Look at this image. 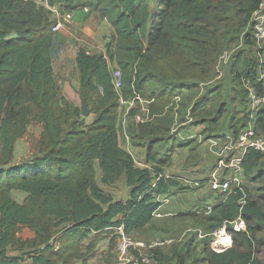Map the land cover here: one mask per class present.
<instances>
[{"label": "trees", "instance_id": "1", "mask_svg": "<svg viewBox=\"0 0 264 264\" xmlns=\"http://www.w3.org/2000/svg\"><path fill=\"white\" fill-rule=\"evenodd\" d=\"M45 1L49 7L38 0H0V264H23V255L31 251L32 264H70L81 257L92 235L96 242L121 224L130 235L144 232L160 206L157 198L170 195L179 183L160 177L164 172L154 152L148 160L155 165L141 168L122 147L121 96L154 99L151 115L163 113L178 95L175 87L194 92L218 72L225 51L245 30L246 44L257 48L252 20L262 3L158 0L151 15L147 0ZM54 7L67 13L88 8L115 29L106 56L85 50L78 55L81 104L62 95L53 67L60 49L58 33L53 31L58 23ZM259 62V53L253 61L246 50L233 61L231 89L244 94L236 97L244 105L241 116H233L229 125L234 138L251 120L243 79L258 73ZM111 63L118 67L111 68ZM113 69L123 74L120 91L113 82ZM256 86L264 96V82ZM206 102L204 97L196 103L193 114L204 111L199 123L207 117L215 134L223 126L224 104L216 109L218 103L210 100L214 107L201 109ZM83 103L94 116L92 123L83 116ZM255 120L257 133L264 135V107ZM33 122L43 128L40 149L32 160L13 165L16 143ZM262 164L264 153L246 151V176L264 180ZM97 165L105 186L125 178L130 198L115 200L105 191L98 183ZM242 188H235L225 203L207 215L194 216L206 235L202 253L207 264H264L259 256L264 242L258 237L264 233L263 197H256L245 185ZM15 192L26 194L24 202L14 199ZM237 219L246 223V230L234 229ZM225 224L233 245L217 252L211 246L212 234ZM22 228L33 236L20 237ZM10 249L20 250L22 256H10ZM175 264H185V258Z\"/></svg>", "mask_w": 264, "mask_h": 264}, {"label": "crops", "instance_id": "2", "mask_svg": "<svg viewBox=\"0 0 264 264\" xmlns=\"http://www.w3.org/2000/svg\"><path fill=\"white\" fill-rule=\"evenodd\" d=\"M39 1L49 7L45 0ZM52 10L53 17L57 19V22L64 24L58 32L60 49L53 61V67L61 86V93L66 99L81 104L82 101L79 93L80 70L77 64L78 55L82 50H85L92 54L106 56L107 46L113 41L115 29L100 13L91 12L89 9L86 10V8L72 13L63 12L58 7H54ZM116 67H118L116 63H111V68ZM203 90L197 94V97L192 103L188 99L182 102L181 95H174L161 114L151 115L150 108L156 100L152 103L137 101L134 105L129 104L125 106L120 112L119 127L121 145L132 154L137 166L143 164L146 167L152 168L155 164L149 162L148 157L149 153L154 152L160 164H166L168 161L171 163L172 161L175 164L172 168H177L172 170V172H165L164 175L172 176L171 179L178 181L180 176H183V173L186 172L187 175L185 176L192 179L186 180H196L201 183L193 189H190L184 184V190H179V185L178 188L172 190L170 195L161 196H167L169 203L161 208V217L154 216L153 222L167 219V223H171L172 221H176V217L184 215L187 221L191 223L190 225L193 226V228L187 229L181 238L178 241L176 240V243L179 241L183 242L186 237L189 240L192 234L204 233L201 226L197 224L194 216H205L209 213V208L213 210L215 206L226 202L224 194L221 191L214 190L209 180L214 174L219 175V178L223 180L232 175V171L222 167L221 164L206 171H203V168L194 170L196 167L193 168V165L189 166V161L191 157L193 158L195 146L202 145L201 147L204 149L203 145L207 144L201 142L200 138H210L208 137V127H203L204 122L202 124L197 122L196 115L193 114V109L198 99L204 97ZM185 91L188 93L192 92L189 88H184L183 93ZM142 99L149 101V99ZM85 118L90 123L94 120L93 115ZM205 121H207V117ZM142 125H144L143 129L141 127ZM40 129L42 136L43 128L41 124ZM223 136L226 138L227 143V138L231 136L230 131L224 132ZM220 146L222 145L220 144ZM222 148L220 149L222 150ZM238 153L240 154V152ZM233 156V154H228L227 160L230 161ZM202 164L206 165L203 158L198 166ZM246 177L245 175L244 180ZM263 195L264 193L260 194L259 197ZM176 196L188 198L180 200L179 206L174 207V199ZM241 221L243 220L237 219L235 222L240 223ZM244 225L246 226L245 222ZM226 228L227 225L225 224L223 228L217 231L220 233L223 230L227 232ZM217 231L212 236L214 234L217 235ZM226 234L230 236V234ZM142 239L145 238L141 237L136 240L144 241ZM176 243L160 249V253H166L174 249L177 245ZM232 245L233 239L230 236L229 243L224 242L218 249L214 248V250L223 252L232 247Z\"/></svg>", "mask_w": 264, "mask_h": 264}, {"label": "rangeland", "instance_id": "3", "mask_svg": "<svg viewBox=\"0 0 264 264\" xmlns=\"http://www.w3.org/2000/svg\"><path fill=\"white\" fill-rule=\"evenodd\" d=\"M39 1V0H38ZM148 4L150 5L151 9V15L154 13V8L157 5L158 0H147ZM247 30L243 32V34L238 38V40L231 45V47L225 51L224 56L222 57L221 63L218 68V72L205 84H201L200 88L195 89L194 92L188 93L185 91L183 93V89L187 88H177L175 87L176 91L178 92V95H181L182 102H184L186 99H188L191 103L194 101V99L197 97L194 96L195 91H201L203 90L204 97H207L209 102H206V104L202 105L200 108H206L211 109L214 107V103H218L216 105V109H218L219 104H224L223 108V117H222V123L223 126L221 128V131L218 133L213 134L210 131V124L209 121H205L203 127H208V137L216 139L222 147L226 143V138L223 136L224 132H229V125L231 122V119L234 117L241 116V110L243 109V104L238 103L236 100V97L239 96L238 94L244 95L241 91L238 94L236 92L233 93V91L230 90L231 83H232V65L233 61L235 59V56L241 52L246 50L249 57L255 61L256 57L258 56L259 50L253 45H247L246 41L244 39V33H246ZM262 48L264 49V44L262 45ZM189 86V85H188ZM218 93H221V97L218 95ZM190 94V95H188ZM189 96V97H188ZM203 97V98H204ZM203 98L198 99V102H201ZM210 100H213L214 103H210ZM180 102V103H182ZM210 103V104H209ZM240 110V111H239ZM203 118L204 120V111L202 113H198L196 116L197 122H199V119ZM238 120V119H237ZM197 124V123H196ZM41 136V129L40 124L37 122H33L25 135L20 138L16 143L15 148V154L14 159L12 161L13 165L23 164L25 162H28L36 156V154L39 151V141ZM202 145L195 146L193 150V158L191 157L189 161V166L193 165L194 170H199L203 168V171L210 170L211 168L217 167L220 162L221 158L215 154L213 151H211L210 145L206 144L203 145L204 149L201 147ZM219 148L216 149L218 151ZM0 152H1V144H0ZM202 158L205 160L206 165L202 164L201 166H198L201 163ZM175 164L171 161H168L166 164H160L157 165L160 167L163 172H172V170L177 168H172ZM99 176L97 175L98 183L99 185L105 189V191L109 192L115 200H122L126 201L128 198H130V192L131 189L127 186L126 179L122 178L117 184L113 186H105L102 183L101 177V171L97 165ZM261 170L264 172V164L261 166ZM183 176H180L178 179V183L180 185L179 190H184V184L186 185L187 181L186 179H190L186 177L187 173H183ZM254 174L250 177H246L244 180V185L256 196L259 197L260 194L264 193V180H262V176L253 179ZM192 180V179H190ZM210 181V180H209ZM192 182L198 183L200 185L201 183L199 181L193 180ZM203 183V182H202ZM13 197L17 199L20 203H22L24 198L26 197V194L21 192H15L13 193ZM263 202H264V195ZM188 197L184 196H176L174 199V207L179 206L180 200H185ZM262 200V198H260ZM168 220H162L153 222L151 226L146 229L144 232H141L140 234L133 235L135 239H140L141 237H144L145 239H142L146 242H153L157 240H165V239H175L179 240L182 236V234L189 228H193L191 223L187 221L186 216H178L176 217V221H172L171 223H167ZM158 226V228H157ZM228 233V232H226ZM229 234V233H228ZM33 236V233L27 229L22 228L20 232V237L27 239L31 238ZM204 233H198L192 234L189 238L187 237L184 239L183 242H177L174 249H171L170 251H167L166 253H160V257L162 260V264H175L178 262L179 258H185V264H207L205 261V255L202 253L203 251V240L205 238ZM58 237V236H57ZM259 239H261L264 242V233L259 234ZM95 235H92L91 238L86 241L84 244L81 257L74 259L70 264H117L116 259V246H117V238L114 233V231H107L100 235L99 239L95 242ZM228 242L225 235L221 236V233L217 231V235L212 236V243L211 246L213 248L218 249L220 246L221 241ZM187 241V242H186ZM260 258L264 261V243L260 246ZM175 251L178 252V254L175 253ZM8 254L12 257H21L22 252L20 250L16 249H10L8 251ZM32 251L27 255H23V264H32L31 257Z\"/></svg>", "mask_w": 264, "mask_h": 264}, {"label": "built area", "instance_id": "4", "mask_svg": "<svg viewBox=\"0 0 264 264\" xmlns=\"http://www.w3.org/2000/svg\"><path fill=\"white\" fill-rule=\"evenodd\" d=\"M88 10V8H86ZM253 27L252 33L256 41L257 48L260 54V62L258 67V73L254 77H246L243 79V84L247 92V97L249 101V112L251 120L247 126L243 128L240 135L237 138L229 136L227 138V143L220 149V143L214 138H200L201 142L210 145L211 151L217 154L221 158V166L228 168L232 171L231 177L223 180L219 178V175L214 174L210 179V184L214 190L221 191L225 200L235 191V188L243 189L245 171L243 168V158L248 149H255L264 153V135H260L256 130V120L255 117L264 107V96L259 95L256 84L258 82H264V49L262 45L264 44V0L260 4L258 10L253 16ZM64 26L63 23L58 22L53 28V31L58 33ZM88 54H92L88 52ZM113 82L117 91H120L123 87V74L120 69H113ZM141 95L137 94L130 101L125 100L121 96V110L131 104L134 105L135 102L140 101L143 103H152L154 99L145 101L142 99ZM219 148L218 151L216 149ZM237 152H240V154ZM228 154H233L234 156L230 161L227 160ZM141 168H149L143 164L138 165ZM165 177L171 179L172 176L161 175L160 177ZM186 185L190 188H196L198 183L187 181ZM160 203L159 208L154 213V216L161 217V208L169 203V198L167 196L157 198ZM209 213L212 208H209ZM234 229L236 231H241L246 229L244 221L240 223H234ZM114 233L117 238L116 246V259L117 264H161L160 249L171 246L176 243L174 239L157 240L153 242L139 241L136 240L132 235L127 233L124 224L117 226L114 229ZM59 245L56 246L55 250H58Z\"/></svg>", "mask_w": 264, "mask_h": 264}, {"label": "water", "instance_id": "5", "mask_svg": "<svg viewBox=\"0 0 264 264\" xmlns=\"http://www.w3.org/2000/svg\"><path fill=\"white\" fill-rule=\"evenodd\" d=\"M82 109H83V116L84 117L90 116L91 112H90L88 106L85 103L82 104Z\"/></svg>", "mask_w": 264, "mask_h": 264}, {"label": "bare ground", "instance_id": "6", "mask_svg": "<svg viewBox=\"0 0 264 264\" xmlns=\"http://www.w3.org/2000/svg\"><path fill=\"white\" fill-rule=\"evenodd\" d=\"M223 235H225V237L227 238V240H228V242L227 243H229L230 242V236L229 235H227L226 234V232H224V230L222 231V233H221V236H223ZM220 243V245H222L223 244V242H222V240L221 241H219ZM222 247V246H221Z\"/></svg>", "mask_w": 264, "mask_h": 264}, {"label": "clouds", "instance_id": "7", "mask_svg": "<svg viewBox=\"0 0 264 264\" xmlns=\"http://www.w3.org/2000/svg\"><path fill=\"white\" fill-rule=\"evenodd\" d=\"M209 139V138H208ZM164 175V174H163Z\"/></svg>", "mask_w": 264, "mask_h": 264}]
</instances>
